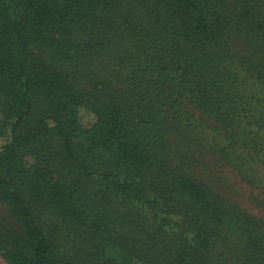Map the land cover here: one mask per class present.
I'll list each match as a JSON object with an SVG mask.
<instances>
[{"label": "trees", "instance_id": "trees-1", "mask_svg": "<svg viewBox=\"0 0 264 264\" xmlns=\"http://www.w3.org/2000/svg\"><path fill=\"white\" fill-rule=\"evenodd\" d=\"M109 52L92 89L70 76ZM190 134L264 186V0H0L10 264H212L218 229L242 240L240 264H264V220L173 163ZM111 197L144 234L101 214Z\"/></svg>", "mask_w": 264, "mask_h": 264}, {"label": "rangeland", "instance_id": "rangeland-1", "mask_svg": "<svg viewBox=\"0 0 264 264\" xmlns=\"http://www.w3.org/2000/svg\"><path fill=\"white\" fill-rule=\"evenodd\" d=\"M39 52V51H37ZM112 52H109L104 61H90L85 59L79 66L69 67L68 72L75 82L79 85L83 83L87 89H92L93 79L98 81L102 76L97 71L100 68H112ZM57 61V60H56ZM100 72V71H99ZM74 73V74H73ZM76 75V76H74ZM91 83V84H90ZM91 85V87H90ZM34 106L38 110L46 109V102L42 99L34 100ZM191 139H195V145L191 151L177 150L172 151L174 164L182 165L191 175L203 184L209 186L217 195L228 199L232 204L239 207L240 210L264 220V186L254 185L248 182V177L228 167L220 159L218 148L207 145L198 139L197 136L190 134ZM182 148H185L184 146ZM264 175V173H263ZM93 184V183H92ZM94 186V185H93ZM93 186H88L92 191ZM116 204L111 197L110 202H104L101 206V214L107 219L113 221L119 231L133 235L144 234V226L147 225L146 218L137 216V222L131 224L127 219L128 206H119L116 210ZM6 213L4 207L0 205V215ZM215 245L212 252V264H219L224 257L229 264H240V253L243 242L240 238L223 233L218 229L215 234ZM109 256H122L123 251L114 246L106 248ZM0 264H10L5 256L0 252Z\"/></svg>", "mask_w": 264, "mask_h": 264}]
</instances>
